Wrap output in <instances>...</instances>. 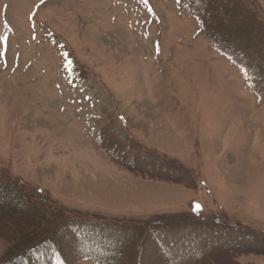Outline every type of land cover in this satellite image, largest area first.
Wrapping results in <instances>:
<instances>
[{
	"label": "rangeland",
	"instance_id": "1",
	"mask_svg": "<svg viewBox=\"0 0 264 264\" xmlns=\"http://www.w3.org/2000/svg\"><path fill=\"white\" fill-rule=\"evenodd\" d=\"M189 1L0 0V37L8 38L0 40V181L22 187L49 223L67 224L58 240L67 264H95L83 254L94 253L91 241L74 236L80 225L139 224L140 236L118 238L131 249L124 263L163 264L159 226L184 242L192 239L177 227L226 221L259 241L225 264H264V99L247 69L200 29ZM226 3L222 24L261 37L240 9L264 27V0ZM261 40L254 55L264 58ZM104 125L145 155V166L168 167L170 178L112 161L99 147ZM41 218L21 217L19 237ZM15 227L0 225V261ZM213 242V251L206 242L200 250L237 245Z\"/></svg>",
	"mask_w": 264,
	"mask_h": 264
},
{
	"label": "trees",
	"instance_id": "2",
	"mask_svg": "<svg viewBox=\"0 0 264 264\" xmlns=\"http://www.w3.org/2000/svg\"><path fill=\"white\" fill-rule=\"evenodd\" d=\"M189 2L191 4L190 7L199 19L200 28L208 33L216 48L230 56L237 64L244 66L250 74L255 75L251 77L253 89L264 99V58L261 55L258 57L254 55L258 51L254 49L256 43L260 42V39H262L261 42H264V27L262 24L256 17L241 8V13L248 18L245 21V25L253 27L257 32L256 34H260L261 36L257 37L256 41L248 39L247 37L241 38L234 23L231 24L228 21L227 25L222 24L221 16L219 17L217 15L219 9L227 4L226 0L224 2L223 0H190ZM102 148L107 153L112 150L111 152L117 155L114 160L124 164L132 171L170 178L168 167H163L160 162L154 166H145V155H138L132 144L123 142L118 137L115 138L106 129L103 131ZM129 157L132 159L129 160ZM161 166L166 169H162ZM171 177H174V175ZM9 195H14L18 200L10 201ZM21 199H23L22 202ZM36 216H38L40 221L42 219L41 217L46 220L44 219L42 222L38 221L32 227L34 229L31 230L32 232L29 236L19 237L20 228H17V226H19V222L22 224L20 218L25 217L27 222L35 223L34 219ZM7 222L15 224L17 238L15 237L16 239L11 242L13 248L10 247L12 249L10 250L8 258L0 261V264H67L64 259L65 254L58 242L61 239L60 236L64 237L63 235L67 229V224L62 222L49 223L47 213L41 204L32 201L30 195L22 187L17 188L12 181L6 180L4 182L3 180L0 181V225H4ZM43 222L44 225L46 224L44 232L39 230L41 228L39 226ZM81 226L82 228H80ZM135 226L84 224L78 226L79 228L75 231L74 236L78 238L82 234L85 235V240L89 239L95 249L94 253H90L89 251L83 252L84 258L92 257L97 264H126L124 263V258L128 257L131 249L127 243L125 244L121 240L118 242V238L120 234L126 232H132L133 235L140 233L138 235L140 236L144 230L138 228L140 226L139 224ZM35 227H39V229ZM158 228L159 231L154 238L158 243V248L163 249L162 256L168 258L164 260L163 264H225L226 260L231 259L229 254L235 253L236 251H249L253 247L251 241H259L256 234L250 229L242 226L234 227L227 221L221 225H217V223H202L201 225L200 223H196L188 227L186 225H182L181 228L177 227L178 230L183 229L188 233L186 235L192 239L186 238L184 242L178 241V237L176 236L174 240H171L174 236L173 232L176 231L170 230L168 226H159ZM149 229L152 232L154 231L153 227ZM213 233L219 235L215 237ZM232 238L237 241V245L225 244L220 254L200 250V246L204 242H206L205 247L211 246L210 249L213 251L214 248L211 245L214 243L213 241H219V239L224 241L225 239ZM196 240L199 241L197 246L191 243ZM133 241H135V237ZM239 241H243L244 243L241 244ZM171 242L177 243L175 246H172ZM187 244L189 246L191 245L192 248L188 247ZM191 255L193 257L189 258ZM38 256H43V260L37 259ZM57 259H63L64 261L62 260V263H59Z\"/></svg>",
	"mask_w": 264,
	"mask_h": 264
},
{
	"label": "snow or ice",
	"instance_id": "3",
	"mask_svg": "<svg viewBox=\"0 0 264 264\" xmlns=\"http://www.w3.org/2000/svg\"><path fill=\"white\" fill-rule=\"evenodd\" d=\"M44 2H45V0H40V4L42 5V4H44ZM30 19H31V17H30ZM33 27H34V25H33ZM7 36H4V37H0V40H2L3 42H4V44H5V46H6V44H7ZM33 39H35V37H33ZM4 55V53L3 52H0V56H3ZM121 119H123V118H121ZM194 210L196 211V212H199L200 210H201V205L200 204H195L194 205ZM37 259H39V260H43V256H38L37 257Z\"/></svg>",
	"mask_w": 264,
	"mask_h": 264
}]
</instances>
